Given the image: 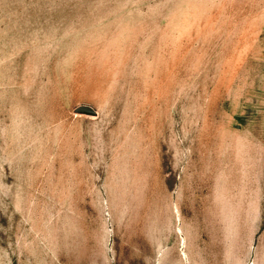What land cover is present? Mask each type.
<instances>
[{
	"label": "rangeland",
	"instance_id": "1",
	"mask_svg": "<svg viewBox=\"0 0 264 264\" xmlns=\"http://www.w3.org/2000/svg\"><path fill=\"white\" fill-rule=\"evenodd\" d=\"M0 264H264V0H0Z\"/></svg>",
	"mask_w": 264,
	"mask_h": 264
}]
</instances>
